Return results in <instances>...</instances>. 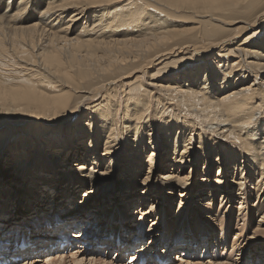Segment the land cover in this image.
<instances>
[{
  "label": "bare ground",
  "instance_id": "bare-ground-1",
  "mask_svg": "<svg viewBox=\"0 0 264 264\" xmlns=\"http://www.w3.org/2000/svg\"><path fill=\"white\" fill-rule=\"evenodd\" d=\"M113 1L14 0L13 5L4 7V0H0V128L4 124L14 123L18 127H13V130L34 129L28 140L23 137L19 139V142L12 141L13 143H9V139L17 132H12L9 138V132L0 133V158L6 149L7 158H10L5 161L8 171L5 174L6 183L14 180L31 183L25 190L28 191V195L25 196L27 208L21 211L34 212L29 213L22 220V217H17L19 211L17 208L21 207L19 201L12 207V215L10 208L6 207L8 202L6 205L0 204L1 261L6 260L11 263L17 258L31 256L33 259L30 263L28 259H25V262L35 264L40 261L39 256L42 258L43 255H48L44 264H117V261L111 257L113 252L110 258L105 255L110 254V250H116V257L121 258L124 253H131L130 250L133 248H136V254H130V259L145 258V264L149 261L160 264L167 261L166 259L172 261L175 256L176 259L186 257L191 260L206 257L216 260L222 257L216 247L217 245L219 247L220 243H224L221 249L225 245L226 248L229 247L224 233L227 234L232 230V226H229L231 225L229 218H234V208L228 212L227 216L223 214L221 218L217 216L214 218V221L218 220L222 225L219 233L214 231L208 233V229L203 228L198 235L192 234L188 238L189 241L186 238L174 236L175 233H171L172 237L168 236L169 225H163L167 234L159 235L160 238L153 236L149 242L145 240V243H143L145 230L139 225L133 233L128 232L129 235L126 236L124 232L122 233L121 226L125 219L122 221L123 219L119 217L120 226H116L113 224L115 221L112 213L106 214L102 211V218L98 216L99 208L105 207L108 202L105 201L106 199H102L103 202L96 210H89L83 213L84 216L76 214V211L81 210L77 208L84 207L99 193L106 192L111 203V199L115 200V194L118 191V189L115 192L111 191L114 184H111L108 179L109 175L114 173L115 156L121 148L120 145L117 147L120 135L116 121L113 114L110 115L108 108L103 110V114L101 112L97 114V107L88 106L89 101L101 96L102 89H106L107 86L111 89L116 85L121 87L123 83L126 85L123 79L136 72L141 75L139 81L135 79L138 97L127 89L124 98L126 95L127 97L123 101L125 110L120 117L124 132H127L125 134L132 135V139L130 135L126 139L131 145H125L126 151L123 152L125 157L139 158L143 163L141 165L147 166L143 168L154 170L153 164L158 162L156 143L161 141L172 169L174 166L181 168L185 161L200 151L204 159L203 173L208 175L212 164L214 162L218 164L222 162L218 160L224 158L227 163L233 164L230 163L233 178H235V172L239 176L249 175L250 183L254 182L255 185V194L258 195L264 186V136L257 135L260 131L264 133V127H261L264 116H261L264 112V0H125L124 7L112 3ZM106 6L110 7L112 12ZM135 23H139L141 32L133 29ZM257 25L259 28L256 27ZM248 30H251L249 35L242 38L241 35ZM234 43L235 46L231 47ZM165 55H169L168 58L187 57L192 61L184 65V72H180V68L177 71L170 69L168 72H166L167 69H160L157 70L160 75L154 76L150 71L157 67L155 61ZM233 55L234 58L227 60ZM147 69L150 70L147 71ZM8 71L11 73L6 75ZM176 75L180 76L176 77ZM152 90L160 97L159 102L156 101V96L154 99L144 101V96ZM107 95L110 100L108 97L103 98L104 104L110 102L111 108L114 106L116 109L115 97L117 96L109 92ZM132 97L133 100L127 104ZM137 101L139 103L135 105ZM152 101L156 104L161 103L162 107L165 105L171 109L175 107L178 113L177 119L180 115L184 120L180 119V122L168 120L167 115L161 112V116L159 114L160 117L155 123L154 115L152 116L149 110ZM76 114L79 115L77 117L79 123L83 115H86L83 118L87 120L80 128L82 136L77 138L79 145L71 140L58 149L56 142L49 141L50 135L55 134L65 121L72 120ZM186 117L192 119L190 128L184 126L187 122ZM202 124L207 128L206 133L215 136L212 140L213 144L210 145L209 140L203 139V135L198 134L199 145L194 148L192 147L193 134L196 132L194 126H198L197 129L202 134ZM75 131L76 128L71 126L69 133L72 135ZM153 134L154 136L157 134L155 138ZM86 136H88L87 141L83 139ZM120 141L123 142L121 136ZM43 145L47 149L43 158L45 164L40 170H36L35 162H39V155H42L40 148H43L41 147ZM56 149L58 150L54 153ZM146 150L149 151L147 158L144 159ZM169 151L172 156L168 155ZM74 152L81 153L83 162L75 163L79 158L75 159L71 164L75 168L72 172L66 168L65 171L55 169L63 157L69 159ZM213 154L219 156V159L212 161ZM238 154H240L238 157L240 162L237 158ZM88 162L98 167L104 165L107 171L110 170V174L107 176L103 172L98 173L99 170L86 167ZM222 165L223 163L218 164V173L213 180L200 177L201 179L196 180L195 183H188L190 172L181 175L182 172L179 171L176 174L172 172L167 173L169 175L164 174L157 179L165 177L158 183L164 185L167 194L179 197L180 202L184 198L188 199L187 195L194 189L193 193L197 192L194 198L197 200L204 201L203 197L217 200L219 197L221 202L222 198L227 196L225 202L229 204L231 202V205L232 200L235 199L239 200L237 203H244L245 181L233 179L228 182L226 179H220L221 174L227 173L225 166ZM132 167L134 168L133 176L138 177L142 166ZM248 169L250 172L245 173ZM149 170L144 179L134 178L131 179L132 184L125 183L128 187L125 193L121 188L119 189L120 195L116 197L123 198L122 204H126L125 200L128 198H132L128 203L134 202V194L138 187L141 188L139 193L141 192L144 196L143 199L146 195L150 196L147 189H154L157 183H155L156 179L152 184L147 182L151 172ZM51 179H56L57 182L56 184L53 182L49 185V189H46ZM72 182L76 184L72 185ZM62 185L63 191L62 188L59 190ZM71 185V189L76 186L78 190L84 187L85 190L81 192L83 198H80L79 203H73V208L68 207L69 210L64 213L65 216L63 215L64 221L56 225L57 223L51 220V218H57L56 214H53L55 216L43 215L46 211L44 205L49 200L55 199L49 202L52 203L51 208H54L55 212L59 204L61 205L58 202L61 198L60 194L63 192V196H67L69 193L66 189ZM52 186L58 188H51ZM1 188L7 189L4 186ZM235 188L236 191H234ZM40 189H43V192L39 193ZM157 189H154V193ZM53 190L55 192H52ZM248 193L252 192L248 191ZM40 195H42L41 200ZM18 196L16 195V198ZM35 199L36 206L32 204ZM156 200L158 202V199ZM55 201L58 202L56 206H54ZM142 201H140V212L143 215H148V212L152 214L156 205L153 206V202H148L147 207L143 209ZM248 206L249 212L246 213L248 217L245 216L246 214L242 216H245L247 221L256 220V225L263 229L255 232L259 237L253 232L254 236L251 239L245 236L241 238L244 242L241 246L242 252L252 242L257 241L255 236L258 237L260 241L257 242L256 255L259 260L256 261L249 256L247 264H264V257H262L264 254V194L261 192L257 201L249 203ZM32 207L33 209H30ZM176 213L179 214V210ZM74 216L77 217L74 218ZM85 216L86 228L82 227L78 232L76 229L75 234L73 231L70 232V235L74 236L69 239L71 243L60 237L67 225L77 221L80 223ZM158 217L155 216L150 220L148 231L155 230ZM16 219L18 221L15 223L17 226L14 228L15 232L4 230L9 228V223ZM159 221L162 222V218ZM178 224L176 222V225ZM122 225L124 228L133 229L125 223ZM245 225L247 228L248 224ZM53 228L55 231L51 233ZM118 234L125 240L115 242L108 238H115ZM135 234L138 237L140 235L139 243L135 242L138 240L137 237H133ZM15 236L26 238L27 247L22 248L19 243H12ZM198 237L201 238L198 239ZM3 241L7 242V245ZM63 241L67 244L60 246ZM136 243L139 244L137 247H135ZM160 244H164V247L160 248ZM98 245L104 247V255ZM70 246H77V248L66 254L71 250ZM197 247H201L200 251ZM247 250L249 251V248ZM186 252H193V255H188ZM67 258H70L71 262H66ZM183 262L179 264H225ZM138 264L141 263L138 262Z\"/></svg>",
  "mask_w": 264,
  "mask_h": 264
},
{
  "label": "rangeland",
  "instance_id": "rangeland-1",
  "mask_svg": "<svg viewBox=\"0 0 264 264\" xmlns=\"http://www.w3.org/2000/svg\"><path fill=\"white\" fill-rule=\"evenodd\" d=\"M15 1H18V0H15ZM112 3H114V4L116 3V4H118V5L122 6V7H124L126 5V1L125 0H122V1H119V2H118V0H114ZM13 4H14V0H4L3 6L4 7H7V6H11ZM106 7L109 8L110 12H112V10L110 9V7H108V6H106ZM134 25H135V27H134ZM134 25L132 26V28L134 27L133 29H136L139 32H141L142 28H140L139 23H135ZM124 26L126 27V25H124ZM229 27H232L233 28V26H229ZM256 27L259 28V25H257ZM250 32H251V30H248L245 34H242L241 37L244 38V37L248 36ZM234 46H235V43L231 45V47H234ZM168 56L169 55H167V56L165 55L164 57H161L157 61H155V63L157 64V67L155 69H152L150 71V73H153L154 76H156V75H160L157 72V70L167 69L166 72H168L170 69H175L177 71L179 68H180V72H184V70H185L184 69V65L185 64H190L191 61H192V60L188 59L187 57H182L181 58V56H177V57H173L172 56L171 58H168ZM232 58H234V55L228 57L227 60H231ZM149 70L150 69H147V71H149ZM10 73H11V71H8L6 75H8ZM180 75H176V77L177 76L179 77ZM135 79L138 80V81L141 79L140 73H137L136 72L134 74H131L129 77L123 79V81H126L125 83H127V84L125 85L123 83L121 87H119L118 85H116L115 86L116 88L114 86H112L111 89H108V86H107L106 89H102V92H101L102 95L101 96L99 95V97L94 98L91 101H89V105L88 106H91L92 108L97 107V109H96V113L97 114H99L100 112H101V114H103V110L104 109H106V108L109 109L110 115L112 116V114H113V116L115 118L114 120L116 121L117 131H118V134L123 139V142L120 141V136H118V140H117L118 144H117V147H118V145H120L119 147H121V148H119L120 152L117 153L119 156L118 155L115 156L116 157L115 158V160H116L115 163L116 164L114 166V173L112 175H109L110 174V170L107 171L105 169V166L104 165H100L98 167L97 165H94V164H91L90 162H88L86 164V167L88 166L89 168H94V170H99L98 173L99 172H103L104 175H107V176L109 175L110 178H108V179H110V183L111 184H114V188H112L111 191L112 192H115V191H117V189H118V191L115 194V200L113 201V199H111V203H109L110 202V198H108V194H106V192L99 193L97 195V197L94 198V200L91 199V202H89V203L87 202L84 205V207L81 206L80 208H77V209H81V210L79 212L76 211V214L78 213V215L80 214V216H84L85 214H83V213H86L89 210H93V209L96 210L98 208L99 204L103 202L102 199H106L105 201L106 202L108 201V202L105 204V207L102 206L101 209L99 208L98 216L99 217L101 216V218H102V211H104L106 214L107 213L108 214L109 213H112L113 220L115 221L113 224L116 225V226H120V223H119L118 219L121 218V219H123L122 221H124V219H125V221L122 224L125 223V225H128V226L130 225V226L133 227L132 230L130 228L127 230V228L125 229L124 226L121 224V226L123 228V231H124V233H125L126 236H128L129 233L130 234L133 233V231L136 230L137 226L139 225V227H142L145 230V238H144V242H143V243H145V240H148L147 242H149L150 239L153 236L154 237L155 236L158 237L159 235H162V234L166 233L167 230H166V228L164 230L163 225H169V227H168L169 228L168 236H170V237H172L173 236L172 234L175 233L174 236H178L180 238H186V239H188L192 234L193 235H198L199 231L201 229H203V228H207L208 229V233L209 232H212L213 233V231L219 233V232H221V226L222 225L220 224V222H218V220L217 221H214V218L216 216H217V218H221V216L223 214H225V216H227L228 215V212H230V210H233V208H234V211H235L234 212V215L235 216H234V218H232V217L229 218V220H231V225L229 224V226H232V230L228 231L227 234L224 233V236L227 237V239H228L229 247L226 248V245H225L224 248H223L225 251L223 249H221L222 248V244H224V243H220L219 247H218V245L216 247L220 251V252L218 251L220 253V256H222V257L219 258L220 260L218 258L216 260H213V259H210L208 257H206L205 259H199V260H191V259H188L186 257L176 259V256H175V259H172V261L169 260V259H166L167 261L164 260L165 262L160 263V264H169V263L170 264H173V263L174 264H179V263H184L183 261L200 262V263L211 262V263H225V264H227V263L228 264L229 263L230 264H247V257H249V256L250 257H253V259H255L256 261H258L259 259H257L256 253H257V242L260 241V239L258 238L259 236L256 235L255 232L258 231V230H262L263 228H259V226L256 225L257 224L256 220L254 222H252L253 220L252 221L248 220L249 221L248 222L246 220V217H248V215L246 213L249 212V206H248L249 203H253L254 201H257V199L261 195V192L264 194V189H263L264 186L259 191L258 195L255 194L254 193L255 185H254V182L250 183V178H248L249 175L248 174L247 175H245V174L243 175L242 174L241 176H239L238 174L236 175L237 172H235L234 173V177L235 178H233L232 177V175H233L232 173L233 172H232V169H231L233 164L231 162H228L229 163L228 164L226 162L227 160H225L223 158V159L218 160V161H222L220 163L221 164L223 163V165L225 166V170L227 171V173H226V175L221 174V176L222 175L223 176L222 177L220 176V179H222V180L223 179H226V181H228V182L231 181V180H233V179L234 180H240L241 182H244L245 181L244 185H246V187H245L246 189L243 190L244 192H246L245 193L244 203H237V202H239V200L235 199V200H232L233 202H232V205H231V202H230V204L227 203V202H225L226 201L225 198L227 196L222 198V201H221L222 203L220 202V199L221 198H219V197H218L217 200L216 199L209 200L207 197H203L205 199L204 201L197 200L196 198H194L197 195V192L193 193V190L194 189L191 191L192 192L191 194L187 195L189 197L188 199L187 198H184V200L182 202H180L178 200L179 197H177L175 195L167 194V190H165V188L163 187L164 185L161 184V183H158V181L162 182L163 181L162 179H165V177H160V179H157V177L163 176L164 174L169 175L167 173H171V172L174 173V174H176L179 171V172H182L181 175L186 174L187 172L189 174V172H190V177H189L188 183H195L196 180H199V179H201L203 177L205 179L207 178L208 180H213L217 176V173H218L217 166L220 163L218 162V164H217V163L214 162V164H212V167H210V173L208 175L205 174V173H203V167H204L203 160L204 159H203V156L201 155V152L198 151L197 154L193 152L195 155L192 153L193 156L191 158H189V160L185 161L183 163V166H181V168H178L179 166H174L173 169H172V164H171V162L167 161V152L165 151V149L163 151L164 146L161 143V141H160V143H156V148H157V151H158V154H157L158 162L155 163V164H153L154 170L153 169L152 170H149L147 168H143V167H147V166H146V164L141 165L142 162H141V159H139V158H134L133 156H130L129 158L125 157V154L123 153L124 151H126V149H125L126 146L125 145H127V144H130L131 145L130 142H127L126 141L127 137H129L130 134H125L127 132H124V125L121 124V118L120 117L123 115V112L125 110L124 107H123V101L127 97V95H126V97L124 98V95L126 94L127 89H130V91L132 92V94H134L136 97H138L137 96V92L138 91H136V90H138V88L136 87L137 86V81H135ZM128 82H130V83H128ZM108 90H110V91H108ZM108 92L111 95H116L117 96V97H115L117 99V101L115 102L116 103V105H115V108L116 109H114V106H113V108H111L110 102H107L106 104H104L105 102H103V100H102L103 98H107L108 97V95H107ZM103 95H104V97H103ZM155 96H156V101L159 102V100H160L159 98L160 97H158L156 95V93H155L154 90H152V92L150 91V93H148V95L144 96V101H145V99L146 100L147 99H149V100L154 99ZM108 98L110 100V97H108ZM131 100H133V97L128 100L127 104H129L131 102ZM138 103H139V101L135 102L134 104L136 105ZM102 104H103V107H101ZM155 104L156 103L154 101H152L151 107L149 108V110L151 112L148 110L151 115L152 114L154 115V116L153 115L152 116H153V119H154V122L155 123H156V121H158V118L161 116L162 113L165 116L167 115L166 118H168V120H175L177 122H180V119L182 121L184 120L183 118L180 117V115H179V118L177 119V114L178 113H177V109L175 107H174V109H171V108H167L166 105L164 107H162L161 103H158L156 105ZM117 108H118V112H117ZM159 114H160V116H159ZM263 115H264V112H263V114L261 116H263ZM85 116L86 115H83L80 118L82 120L81 123L78 122V118H77V117H79L78 114H76L73 117L72 120L65 121L62 124V127H60L59 130H56L57 132L55 134L50 135L51 140H49V141L50 142H52V141L56 142L58 149L63 144H65V143H67L68 141H71V140H73L74 142H77V145H79V141H77V138H79V136H82L80 134V130H81L80 128H81L82 124L85 123V121H87V120H85V118H83ZM186 119H187V122L184 124V126L190 128L191 125H192V122H191L192 119H190V117H186ZM144 122H146V120H144ZM261 124H262L261 127H264V116H263V119L261 120ZM71 126L73 128H76L75 133L73 132L72 135H71V133H69V130H70ZM201 126H202L201 127L202 128L201 129L202 134H200V131L197 129L198 126H194V129H196V132L193 134V139H192L193 140L192 147H194V148L199 145L198 141H199V136H201V135H203V139L209 140L210 145L213 144V141L212 140L214 139L215 136L209 134L208 132L206 133L207 128L203 124ZM13 127H18V125L17 124H14V123H12V124H4L3 127L0 128V133H2V132H9L8 138L11 136L12 132L13 133L14 132H17L15 136H12L9 139V143H13L14 141H18L19 142V139L20 138H23V137L26 140H28V138L31 136V132L32 133L34 132V129L33 128L30 129V130H28V131H27V129H24V131H20L18 128L16 130H13ZM187 133H188V131L186 132V135L188 136ZM198 134H199V136H198ZM257 135L261 137V136H264V133L262 131H260V132L257 133ZM155 136L153 134V137L154 138H155ZM130 137L132 139V135H130ZM83 139H85L87 141L88 136L84 137ZM77 145H76V147H77ZM74 146H75V144H74ZM41 147H43V148H40V149H42V151L40 153L42 155H39V162H35V165H36L35 168H36V170H40L41 167L44 166V164H45L43 158H44V153L46 152L47 149H46L45 145H43ZM38 148H39V146H38ZM58 149H56L54 151V153ZM6 151H7V149L5 150V152H3L1 154V158H0V204L5 203V205H6V202H8V204H7L6 207L8 209L10 208V212H11V215H12L13 212L11 211V209H12V207L16 206L17 201H19L21 207L20 208H17L19 210L17 212V217H20V218L22 217V220H23V219H25L24 217L27 216L29 213H34V212H30L32 210L24 211V212L21 211V210H24V209L27 208L26 207L27 206V200H26L27 198L25 196L28 195V191L26 192L25 190H27L26 187L27 186H30L31 183H28L26 181L23 182L22 180H14L11 183H8V182L6 183V179L7 178H5V174L8 171L6 169L7 166L5 165L6 164L5 161H6V159H10V158H7V153L8 152H6ZM37 151H39V150L37 149ZM148 151L149 150H146V155L144 156V159L147 158ZM238 152H239V150H238ZM75 153L76 152L72 153V156H70L69 159H65L63 157L62 158V161L60 160L61 161L60 164H58V166H55V169L58 170V171H65V168H66L68 171H71L72 172V170L75 169V168H74L73 165L71 166V164L75 161V159H78L79 158L78 160H76L75 163H82L83 162L82 161V158H81V155H80L81 153L79 154L77 152L76 153V156H75ZM46 155H48V154H46ZM168 155L172 156L171 152ZM239 155L240 154H238L237 158L239 157ZM117 157H118V159H117ZM211 157H212V161L213 160L215 161L216 158L219 159V156L214 155V154ZM3 158H4V160H3ZM132 158H134V160ZM2 160H3V162H2ZM136 160L139 161V162H137ZM41 161H42V163H41ZM67 161H68V163H67ZM238 161L240 162L239 158H238ZM238 161H237V163H239ZM1 162H2V166H1ZM128 163H129V165H128ZM132 163H134V164H132ZM230 163L232 165H230ZM226 164H228V166L229 165L230 166L228 167V166H226ZM69 165H70V167H69ZM134 165H136V166H139V165L142 166V169H140V173H139V171H137V173H139L138 174V177H134L133 176V173L132 172H133V169L134 168L132 166H134ZM128 168H129V170H128ZM148 170L151 171V172L149 174L150 177H148V179L146 178L147 179V182H149V183L152 184V182L156 179L155 183H157L158 185L156 184V186H155L154 189L156 190L157 188H159V189H157V192L154 193V189L153 188H148L147 189V193H149L150 196H147L146 195L145 196V199H143L144 196H142L141 192L139 193V191L141 190V188L138 187L136 189V194L133 193L135 195L134 196V202H130L131 204L128 203V201H130L132 199V198H128V199L125 200L126 204H122L123 198L116 197L117 195H120V190L119 189L121 188L122 189V192L125 193L128 190L127 189L128 187H127L126 184H132V182H131L132 180L131 179H134V178L135 179H138V178L144 179L145 177H147L146 175L148 174V172H147ZM248 170L245 173H247V172L249 173L250 170L249 171ZM58 171H57V177L59 176ZM236 171H238V170L236 169ZM238 172H240V171H238ZM61 176L62 175H60V177ZM240 177H243V178H240ZM7 181H9V180H7ZM29 181L31 182L32 180H29ZM127 181H129V182H127ZM53 182H54V184H56L57 180L56 179H51V183L48 184V186H46V189H49V185H51ZM71 184L74 185L76 183L75 182H72ZM121 184H125V185L121 186ZM72 185L69 186V188L67 187V189H66V191H68V193H69V194H67V196H63V192L60 194L61 195L60 196L61 198H59L58 202H60L61 205L59 204V206L57 207V210L55 212H54V208H51L52 203H49L51 201H54L55 199L49 200L44 205V208H45L46 211H45V214H43V215L49 214V216L50 215L55 216L53 214H56L57 218H51V220H54L56 222H58L60 220V223L59 224H56V225H60L64 221V219H63L64 216H65L64 213L69 210L68 207H70V209L73 208V206H74L73 203H75V202H78L79 203L80 202V198H83L82 197L83 194L81 195V192L85 190L84 187H82V188L80 187L79 190L76 189L77 186L75 188L71 189ZM250 185H251V187H250ZM2 186H4L7 189H4V188L2 189L1 188ZM41 187H42V185H41ZM44 187H45V185H44ZM54 187H56V186H54ZM54 187L52 186L51 188H54ZM62 187H63V185L60 187L59 190H61ZM57 188L58 187H56V189ZM62 191H63V188H62ZM160 191H161V193H160ZM234 191H236V188H235ZM248 191L250 193L251 192L252 193L249 194ZM38 192L39 193L43 192V189L38 190ZM52 192H55V191L53 190ZM158 192H159V195H158ZM174 192H175V190H174ZM16 195H19V196L16 198ZM51 195H52V193H51ZM105 195H107V196H105ZM132 195H129V196L131 197ZM166 195H167V197L165 198ZM256 195L258 197H256ZM40 197H41L40 198V200H41L42 199V195H40ZM255 197H256V199H255ZM18 198H19V200H18ZM111 198H113V196ZM156 199H158V202H157ZM140 201H142L141 207L143 209L147 207L148 202L149 203L150 202L151 203L153 202V206L156 205V208H155L154 211H152V214L149 213L148 210H147L148 215H143L140 212ZM58 202L55 201V205L54 206H56V204ZM179 203H181V204H179ZM32 204L34 206L37 205L36 199H35L34 202H32ZM239 204L242 207H240V206L238 207ZM17 205L19 206V204H17ZM122 205H124V206H122ZM129 205H130V207H128ZM30 209H33V207L30 208ZM13 210H14V208H13ZM177 210H179V212H180L179 214L176 213ZM118 212H119V214H118ZM244 214H246L245 215L246 217L245 216H242ZM66 216H68V215H66ZM80 216H78V217H80ZM155 216H159L157 218L158 224L156 225V227H154V229H155L154 231L153 230L152 231L151 230L148 231L147 229H149L150 224H151L150 220L153 219ZM75 217H77V216H74V218ZM161 218H162V222L159 221V219H161ZM66 219H68V218H66ZM85 219H86V216L83 219V221H80V223H82V224H80L77 221L74 224L70 225L74 229H72L70 231L67 230V229H65V231H64V237L66 238L65 240H68V239H71V238L74 237V236H71L70 235L71 234L70 232L73 231V233L75 234L76 233V229H78L77 230V232H78L80 228H82V227H85L86 228V224L85 223H87V221ZM17 221H18V219H16V221L13 220L11 223H9L10 227L9 228H4V230L7 229L10 232H15L16 230H14V228L17 227L15 225V223ZM105 222L106 221L104 220V223ZM176 222H178L179 224L176 225ZM245 224H248V227L247 228H246L247 225H245ZM243 225H244L245 228L242 227ZM239 229L242 230V232ZM54 231H55V228H53V231L51 233H53ZM80 232L83 233L82 230H80ZM222 232H223V230H222ZM253 232L255 233L254 235L258 236V237L255 236V238L257 239V241L256 242L255 241L252 242L250 244V246L247 247L244 250V252H242L241 246L244 244V242L241 240V238L243 239L244 236H245L246 238L248 237L249 239H251V237L254 236L253 235ZM77 234H79V233H77ZM166 234H164V236ZM169 234H171V235H169ZM39 236H42L43 237V235H39ZM126 236H125V238H126ZM134 236L138 238V240H136L135 242H138L139 243L141 241L140 235H139V237L136 234L133 235V237ZM102 237H104V236H102ZM158 238H160V236ZM200 238L201 237H198V239H200ZM111 239L114 240V238H111ZM234 239H236V240H234ZM188 240H186V241H188ZM220 241L221 240L219 239V242ZM69 242L71 243V241H69ZM232 242L235 245L234 244L232 245ZM3 243L5 245H7V242L3 241ZM12 243H19V242L18 241H14ZM138 243H136L135 247H137L139 245ZM41 245H44V244H41ZM163 245L164 244H162V245L160 244V248H163L164 247ZM98 246L101 247L100 250L102 249L103 251L102 250L101 251L103 253L105 251L104 250V247L102 245H98ZM233 246H234V249H233ZM70 248H71V250L67 251L66 254H69L70 251H72V250H76L77 246H74V247L73 246H70ZM140 248H142V246ZM248 248H249V251L247 250ZM200 249H201V247H199V248L197 247V250L200 251ZM202 251H203V249H202ZM230 251H231V254H229ZM112 252L113 253H116V250L115 251L114 250H110L109 253L112 254ZM128 254L130 255L132 253H128ZM128 254H127V252L124 253V255H126V257L128 256V258H129V255ZM215 254H216V252H215ZM88 255H90V254H88ZM39 257H40L39 258L40 261H37L38 263H35V264H44L45 261H47L46 259H48L49 256L48 255H43L42 258H41V256H39ZM111 257H113L112 259L114 261L115 260L117 261V259L120 258V257H116L115 255H113ZM262 257H264V254H263ZM25 259H28L29 260V263H30V260H32L33 258H31V256L30 257H22L19 261H12L11 263L10 262L9 263L10 264H22L24 262V264H26V263L28 264V261L25 262L26 261ZM69 259L70 258H67L66 259V262L67 261L69 262L70 261ZM162 259H165V258H162ZM180 259H183V261H180ZM131 260H132V258L131 259L130 258L129 259H126L124 261L121 259L120 261L117 262V264H126V262L128 264V262L131 261ZM263 260H264V258H263ZM145 263H146V260H145ZM145 263H143V264H145ZM148 264H153V262L152 261H149Z\"/></svg>",
  "mask_w": 264,
  "mask_h": 264
}]
</instances>
